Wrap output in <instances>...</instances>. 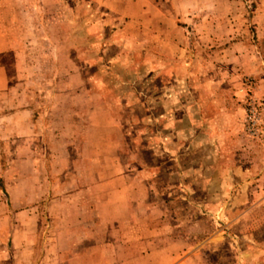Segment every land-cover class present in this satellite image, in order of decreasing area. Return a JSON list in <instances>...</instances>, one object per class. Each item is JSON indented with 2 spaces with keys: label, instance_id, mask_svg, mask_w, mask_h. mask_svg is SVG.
I'll list each match as a JSON object with an SVG mask.
<instances>
[{
  "label": "rangeland",
  "instance_id": "rangeland-1",
  "mask_svg": "<svg viewBox=\"0 0 264 264\" xmlns=\"http://www.w3.org/2000/svg\"><path fill=\"white\" fill-rule=\"evenodd\" d=\"M8 40L15 51L2 61L42 115L55 74L103 78L93 86L81 77L76 87L105 94L123 134L120 160L150 174L149 201L196 254L186 264H264V0H0L1 45ZM117 96L128 105L116 107ZM66 105L49 119L81 133ZM142 144L152 150L148 165L133 152ZM38 150L48 171V152ZM8 155L1 183L15 204L35 203L41 177H21ZM46 198L37 229L26 226L28 249L17 257L12 249L0 264L38 262L51 237ZM0 246L9 249L2 230Z\"/></svg>",
  "mask_w": 264,
  "mask_h": 264
},
{
  "label": "crops",
  "instance_id": "crops-1",
  "mask_svg": "<svg viewBox=\"0 0 264 264\" xmlns=\"http://www.w3.org/2000/svg\"><path fill=\"white\" fill-rule=\"evenodd\" d=\"M12 48V41L0 42V180L6 177L2 161L8 154L13 166H21V177L41 178L37 201L31 205L15 204L10 188L0 181L4 199L0 230L7 235L10 249L0 246V260L12 249L16 257L18 253L23 256L30 242L26 226L33 224L37 229V202L46 196L44 219L51 237H46L36 264H186L187 255L196 254L172 236L166 215L149 201L155 187L148 171L132 172L127 169L129 162L120 160L123 134L102 93L79 90L76 86L83 84L79 72L78 79L68 72L62 81L55 74L42 115L41 107L22 90L23 83L12 82L11 69L2 61ZM65 100L67 111L81 119V133L71 121L49 119L53 111L63 109ZM75 140L78 148L71 145ZM42 145L51 162L48 171L39 162ZM78 164L83 167L79 169ZM69 174L75 178L73 183L67 180ZM34 209L35 213L30 211Z\"/></svg>",
  "mask_w": 264,
  "mask_h": 264
},
{
  "label": "trees",
  "instance_id": "trees-1",
  "mask_svg": "<svg viewBox=\"0 0 264 264\" xmlns=\"http://www.w3.org/2000/svg\"><path fill=\"white\" fill-rule=\"evenodd\" d=\"M113 32V34L115 33V34H119V30H117V31H115L114 29L112 30ZM114 34V35H115ZM119 48V47H118ZM69 54H71V60H73L75 57H78V51L77 50H73V51H69ZM117 54H119V50H118V53ZM84 60V59H83ZM92 68V67H96V64L94 63V65H89V68ZM99 75H98V73H96V72H93L91 75H89L88 77H87V75L84 73V71H82L81 72V77L83 78V80L85 81V80H87V81H91V83L90 84H92L93 86H95L96 85V82H98V83H102V81H103V78H101V77H98ZM98 77V78H97ZM95 78H97V79H95ZM92 80H96V82H92ZM109 89H107V91H108ZM103 95V99L105 98V94H102ZM116 101H115V104H116V107H125V106H127L128 105V103H127V100L125 99V97L124 96H117L116 97ZM128 107H131L130 105L128 106ZM126 136V135H125ZM127 139V138H126ZM133 152H134V154H135V156L139 159V160H141L143 163H145V164H149L148 162L150 161V157H151V155H152V150H151V148H149V147H147L146 145H139V146H136V147H134V149H133ZM145 155L146 156V158H144L142 155ZM147 160H149V161H147ZM148 168H150V167H148Z\"/></svg>",
  "mask_w": 264,
  "mask_h": 264
}]
</instances>
